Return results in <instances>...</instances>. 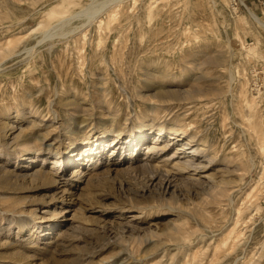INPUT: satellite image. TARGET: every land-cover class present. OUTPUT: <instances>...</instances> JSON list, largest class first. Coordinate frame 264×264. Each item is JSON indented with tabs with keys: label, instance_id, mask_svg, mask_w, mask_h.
Listing matches in <instances>:
<instances>
[{
	"label": "rangeland",
	"instance_id": "1",
	"mask_svg": "<svg viewBox=\"0 0 264 264\" xmlns=\"http://www.w3.org/2000/svg\"><path fill=\"white\" fill-rule=\"evenodd\" d=\"M31 1L0 0V264H264V191L254 179L264 154L251 127L264 119V88L250 83L254 68L264 70V27L252 16L264 22L259 3L232 14L228 0H71L75 28L59 35L47 13L64 0ZM112 14L103 30L123 50L118 63L98 45V20ZM194 34L226 62L190 59L184 70L177 62ZM132 50L173 61L176 76L144 82L153 67L127 69ZM171 128L182 139L168 133L166 150H149ZM192 134L212 161L183 171L176 162L191 153Z\"/></svg>",
	"mask_w": 264,
	"mask_h": 264
},
{
	"label": "bare ground",
	"instance_id": "2",
	"mask_svg": "<svg viewBox=\"0 0 264 264\" xmlns=\"http://www.w3.org/2000/svg\"><path fill=\"white\" fill-rule=\"evenodd\" d=\"M95 1V0H94ZM93 1V2H94ZM101 1V3L102 4H104L107 0H100ZM111 1H113V0H111ZM118 1V0H117ZM125 1V0H124ZM165 1V0H164ZM20 2V1H19ZM30 2H32L31 0H30ZM99 2V1H98ZM121 2H123V0H121ZM112 3V2H111ZM108 4V3H107ZM105 5V6H108V5ZM113 4V3H112ZM116 4V3H115ZM119 4V3H118ZM122 4V3H121ZM37 5V4H36ZM72 5V1L71 0H64L62 3H60V4H58V5H55V6H53V7H51L50 8V10L48 11V13L47 14H49V16H51L50 18V20H51V22H49V25L50 24H52L53 26H51V28H50V30H49V32H51V31H53L54 33H57V34H63V33H66V32H69L70 30H71V33L73 32V29L75 28L74 27V23H73V19L76 17V15L78 16V14L77 13H74V12H69V13H67V11H69L67 8L69 7V6H71ZM88 5V4H87ZM89 5H91L90 3H89ZM95 5V4H94ZM7 6V5H6ZM33 6V5H32ZM101 6V5H100ZM88 7V6H87ZM113 7H115V6H113ZM216 7V6H215ZM84 8H86V7H84ZM92 8V7H91ZM89 9V11L90 12H92L91 14L93 15V16H95L98 12H100V7L99 6H94V8L93 9ZM107 8V7H106ZM121 8V7H120ZM110 9H112V7L110 8ZM117 9V8H116ZM119 9V8H118ZM117 9V10H118ZM82 10H83V8H82ZM85 10V9H84ZM109 10V9H108ZM152 10H153V7H152ZM152 10L151 9H149V11H148V15L150 16L151 15V13H152ZM104 11V10H103ZM106 11V10H105ZM115 11V10H114ZM85 12V11H84ZM83 12V13H84ZM217 12V11H216ZM80 13V12H79ZM83 13L81 14V15H83ZM101 13V12H100ZM114 13V12H113ZM119 13V12H118ZM90 13L89 14H87V15H90V16H92ZM80 15V16H81ZM86 15V16H87ZM113 15V14H112ZM111 15V16H112ZM84 16V15H83ZM85 16V17H86ZM89 16V17H90ZM222 16V15H221ZM253 17H254V19L258 22V23H260L263 27H264V22L260 19V17L256 14V13H254L253 15H252ZM84 17V18H85ZM88 17V16H87ZM86 17V18H87ZM96 17V16H95ZM94 17V18H95ZM219 17V16H218ZM79 18H81V17H78V18H76V20H78ZM85 18V19H86ZM90 18H92V17H90ZM110 18V17H109ZM115 18V14L109 19V21H107V22H104V20H102V19H99L98 20V29H99V33H98V45H104L105 46V50H103L102 52H101V55L102 56H109L110 57V60H111V62L113 61V63H118L119 62V58L121 57V55H122V53H123V50L122 49H119V47H118V49L116 50L115 48H114V46L112 45L111 46V44H106V41H105V36H104V28H105V25H106V27L109 29V26H110V22H112V24L114 23L113 22V19ZM134 18V17H133ZM89 19V18H88ZM97 19V18H96ZM96 19H93V21L94 20H96ZM112 20V21H111ZM149 20H150V18H149ZM219 20V19H218ZM75 21V20H74ZM90 21L91 20H89L88 22L90 23ZM150 21H152V20H150ZM223 22H224V20H222ZM219 22H221V21H219ZM86 23V22H85ZM215 23L216 24H218L216 21H215ZM45 24L46 23H44L43 24V26H45ZM48 24V23H47ZM87 24V23H86ZM91 24V23H90ZM89 24V25H90ZM48 25V27H50ZM80 25V24H79ZM224 25V24H223ZM2 26V25H1ZM80 26H82V25H80ZM80 26H76V27H80ZM84 26V25H83ZM87 26V25H86ZM74 27V28H73ZM224 27V26H223ZM226 27V26H225ZM78 28H76V30H79ZM48 29V28H47ZM80 29H81V27H80ZM85 29V28H84ZM225 30V29H224ZM7 31V30H6ZM9 31V30H8ZM108 31V30H107ZM225 32H226V30H225ZM76 33H77V31H76ZM81 33V32H80ZM70 34V33H69ZM48 35V34H47ZM82 35V34H81ZM84 35V34H83ZM185 35V34H184ZM21 36H23V35H21ZM46 36V35H45ZM51 36V35H50ZM55 36V35H54ZM62 36V35H61ZM152 36H154V34L152 35ZM199 35H189L188 37H187V39H185V40H187V42H188V45L186 46V48L184 49V51L183 52H181L180 53V56H179V58H180V61L179 62H177L180 66H184V68L185 67H188V63H190V59H194L195 61L197 60L198 61V63L199 64H202V65H206V64H208L209 62L210 63H215V64H222V61H223V63H225L226 61H224L226 58V54L223 52V50H221V49H218V48H216V47H213L212 48V50H211V52L213 53L212 55H210V54H208L203 48H201V44L203 43V42H207V40H205V39H201L200 37H198ZM168 37V36H167ZM143 38V37H142ZM151 38V37H150ZM39 39V38H38ZM140 39V38H139ZM166 38H164V40H165ZM169 39H170V37H169ZM177 39V38H176ZM21 40V39H20ZM143 39H140V41H142ZM181 40V39H180ZM10 42H12V41H10ZM137 42H138V40H137ZM155 41H153V43L151 44L152 46H150V47H147V48H145V49H142V48H140V49H142L143 51H147V50H149L150 48L151 49H153V46L154 45H156V43H154ZM167 42H170L169 40L167 41ZM19 43V42H18ZM17 43V44H18ZM16 44V45H17ZM51 44V43H50ZM120 44V43H119ZM135 44V43H134ZM141 44V43H140ZM171 44V43H170ZM121 45V44H120ZM119 45V46H120ZM236 45V40H233L232 41V46L231 47H233V46H235ZM48 46V45H47ZM108 46L110 47V48H108ZM125 46V45H124ZM134 46V45H133ZM137 46V45H136ZM168 46V45H167ZM229 46V45H228ZM35 47V46H34ZM34 47H33V49H34ZM53 47V46H52ZM97 47V46H96ZM123 47V46H122ZM138 47V46H137ZM166 47V46H165ZM183 47V46H182ZM210 47H212V46H210ZM32 48V47H31ZM49 48V47H48ZM47 48V49H48ZM120 48H121V46H120ZM124 48V47H123ZM27 49V48H26ZM52 49V48H51ZM136 49V48H135ZM30 50H32V49H30ZM94 50V49H93ZM142 50L140 51H138L136 54H135V51H133V53H132V55H131V57L129 58H127V69H134L133 71H135V70H138V69H142V67L143 66H150V67H153V69L152 70H154V72H152V70L149 68V70L151 71V72H148L146 75H147V78L144 80V82L146 81V82H155V80H156V78L158 77V78H160L161 80H166V79H168L169 77H174V76H176L175 74V72H173L172 70L173 69H171V66L173 65V61H170V60H165V61H163V62H157V61H153V59L152 58H148V57H145V55H143V54H141L142 53ZM161 50V49H160ZM168 50V49H167ZM174 50V49H173ZM6 52V51H5ZM29 52V51H28ZM148 52V51H147ZM50 53V52H49ZM167 53V52H166ZM168 54V53H167ZM20 55V54H19ZM28 55V54H27ZM81 55V54H80ZM97 55V54H96ZM99 55V54H98ZM120 56V57H119ZM122 56H124V55H122ZM211 56V57H210ZM212 56H215V57H212ZM25 58V57H24ZM23 58V59H24ZM211 59H212V61H211ZM228 59V58H227ZM226 59V60H227ZM50 60V59H49ZM105 60V59H104ZM107 61V60H106ZM122 61V60H121ZM107 63V62H106ZM125 63V62H124ZM175 63V62H174ZM191 63H193V62H191ZM214 64V65H215ZM209 65V64H208ZM174 66V65H173ZM219 66V65H218ZM176 66H174V68H175ZM181 68V67H180ZM184 68H182V69H184ZM189 68V67H188ZM191 68H193V67H191ZM84 69V68H83ZM190 69V68H189ZM184 70H187V68H185ZM192 70V69H191ZM132 71V70H131ZM139 71V70H138ZM142 71H143V69H142ZM232 71V70H231ZM229 72V73H231V75H232V72ZM140 72V71H139ZM183 72V71H182ZM135 73V72H134ZM187 73V72H186ZM141 74V73H140ZM230 75V74H229ZM238 75V74H237ZM189 76V75H188ZM192 76V75H191ZM219 76V75H218ZM182 77V76H181ZM190 77V76H189ZM215 77V76H214ZM229 77V76H228ZM235 77V76H234ZM57 78V77H56ZM100 78V77H99ZM192 79H195V80H198V79H200V77H198V76H195V77H191ZM202 78V77H201ZM204 78V77H203ZM211 78V77H210ZM210 78H209V80H210ZM217 78V77H216ZM231 78H233V77H231ZM178 79V78H177ZM213 79V78H212ZM219 79V78H218ZM230 79V78H229ZM171 80V79H170ZM173 80V79H172ZM231 80V79H230ZM233 80V79H232ZM94 81H95V79H94ZM101 81V80H100ZM218 81V80H217ZM98 82V81H97ZM60 83H61V81H60ZM94 83V82H93ZM138 83H139V81H138ZM141 83V82H140ZM151 85V84H150ZM242 85H243V83H242ZM70 86V85H69ZM105 86V85H104ZM47 87V86H46ZM222 87V86H221ZM241 87H243V86H241ZM240 87V88H241ZM201 88V87H200ZM203 88V87H202ZM47 89V88H46ZM221 89V88H220ZM164 90V89H163ZM198 90V89H197ZM203 90V89H202ZM209 90V89H208ZM222 90V89H221ZM221 90H219V89H217V90H211V92L212 93H214V94H217V95H219V94H221ZM243 90V89H242ZM68 91V90H67ZM192 91V90H191ZM190 91V92H191ZM224 91H226V90H224L223 89V92L222 93H224ZM48 92V91H47ZM138 92V91H137ZM169 92V91H168ZM170 92H173V91H170ZM176 92V91H175ZM178 92V91H177ZM189 92V91H188ZM196 92V91H195ZM244 92V91H243ZM203 93V92H202ZM205 93V92H204ZM209 94H210V92H208ZM211 93V94H212ZM168 94V93H167ZM189 94V93H188ZM187 94V95H188ZM72 95V94H71ZM140 95V94H139ZM177 95V94H176ZM70 96V95H69ZM76 96V98H75V100L73 101H71V104H78V102L77 101H79V96H77V95H75ZM102 96V95H101ZM194 96H196V95H194ZM198 96V95H197ZM211 96V95H210ZM241 96V95H240ZM60 97V96H59ZM74 97V96H73ZM86 97V96H85ZM84 96L83 97H81L82 99L83 98H85ZM167 97H169V96H167ZM171 97V96H170ZM178 98V97H177ZM67 99V98H66ZM242 99L244 100V103H245V105L244 106H248L249 108H250V110H251V113H252V111H253V113L255 112L254 110H255V108H256V106H255V98H250L247 94H243V97H242ZM85 100V99H84ZM2 102V101H1ZM2 104H5V103H2ZM81 104V103H80ZM5 106L4 105H0V109L1 108H4ZM8 109V108H7ZM258 114V113H257ZM256 114V115H257ZM150 117V116H149ZM255 117V116H254ZM264 117V116H263ZM257 119V118H256ZM2 121V120H1ZM176 121H178V120H176ZM5 123H7V122H5ZM1 124V123H0ZM252 125H251V127L253 128V130H256L257 131V133H256V135H258V139L257 140H259V148H260V150H259V152L261 151L263 154H264V119L261 117L259 120H257V121H255L254 122V119H253V122L251 123ZM118 125V124H117ZM7 126V125H6ZM5 126V127H6ZM119 126V125H118ZM181 126V125H180ZM1 127V126H0ZM9 127H11V126H9ZM8 127V128H9ZM112 127H114V126H112ZM183 127V126H182ZM181 127V128H182ZM13 128V127H12ZM140 128V127H139ZM181 128H180V130H181ZM142 129V128H141ZM153 126L152 125H150V128L148 129V130H146V131H141L140 133V135L139 136H137V138H135V139H133L134 141V147L136 148V149H138V146H139V142L140 141H143V140H145L146 138H148L149 137V135L151 134V133H153ZM179 130V128H173V130H172V128L171 129H168V130H164V129H159L158 130V133H157V135H159V137H161L160 138V142H158V144H151L150 145V147H149V150L150 149H153L152 151H157V150H161V149H163V150H166L167 148H168V146H169V144L171 143V141H169L168 139H167V134L169 133L170 134V138L172 139V138H177V140H181L182 139V137H181V132H184V131H180ZM184 130V129H183ZM5 131V130H4ZM139 134V133H138ZM5 135V134H4ZM103 136V135H102ZM186 136H188V135H186ZM190 137V139H188L187 138V141H186V144H191V143H193L195 140L193 139V138H195V134H192V135H189ZM19 137V136H18ZM159 137H158V139L157 140H159ZM135 140H136V142H135ZM204 140V139H203ZM115 141V137L113 138V141H112V143ZM205 141L206 140H204V144H202V146L199 144L198 146H193L194 145V143L193 144H191V146H189L188 147V149H189V151L191 152L190 154H188V155H185V156H183L182 158L181 157H179L178 158V160H177V162H176V165L179 167V168H183V171L186 169V168H192L193 170L194 169H196V168H205V167H207V163H206V160H209V161H212V158H211V156L208 154V152H207V148H206V144H205ZM207 142V141H206ZM131 143V142H130ZM111 144V143H110ZM132 144V143H131ZM175 144V143H174ZM176 148V147H175ZM181 148H183V147H177V149L176 150H178V152H179V150L181 149ZM88 149V148H87ZM128 149H130V153H131V148H128ZM209 149V148H208ZM114 150H116V146H114ZM86 153V152H85ZM241 154H243V152H240V153H238V154H234V153H232V152H230V153H228V155H227V157L228 158H240V156H241ZM262 154V155H263ZM193 155H199L200 157H204V159H202V160H194V158H192V156ZM91 156V153H88V154H85L84 155V157L85 158H88L89 157V161H93V159L90 157ZM176 156V151H175V153L172 155V156H170L171 158H173V157H175ZM244 158V157H243ZM145 159V157H143L142 158V160H144ZM20 162V161H19ZM95 162V161H94ZM241 162V161H240ZM149 163V162H148ZM242 163V162H241ZM83 163H82V161L80 162V167H81V165H82ZM108 166V165H107ZM143 166H147V164H143ZM209 166V165H208ZM163 167V166H162ZM152 169V168H151ZM154 170V169H153ZM79 171H80V169H78L77 171H75V176H77L78 177V179L79 178H81V176H80V173H79ZM82 171V170H81ZM158 171V170H157ZM155 172V171H154ZM159 172V171H158ZM163 172V171H162ZM36 173L37 174H39V175H42L43 177H47L48 175H49V172H45V171H43V170H38V171H36ZM160 173V172H159ZM213 173V172H212ZM211 175V174H210ZM152 176V175H151ZM155 176H156V174H155ZM207 177V176H206ZM212 177V176H211ZM253 191V190H252ZM27 224V223H26ZM24 227H25V223H22V226H21V230L23 231L24 230Z\"/></svg>",
	"mask_w": 264,
	"mask_h": 264
},
{
	"label": "built area",
	"instance_id": "3",
	"mask_svg": "<svg viewBox=\"0 0 264 264\" xmlns=\"http://www.w3.org/2000/svg\"><path fill=\"white\" fill-rule=\"evenodd\" d=\"M228 9L232 14H239L244 10H249V0H228ZM260 7L261 11L264 14V0H256ZM253 73L250 77L251 89L252 91L258 93L264 88V70H258L254 68ZM262 168L257 169V172L254 176L255 181H258L260 188L264 191V162L261 164Z\"/></svg>",
	"mask_w": 264,
	"mask_h": 264
}]
</instances>
